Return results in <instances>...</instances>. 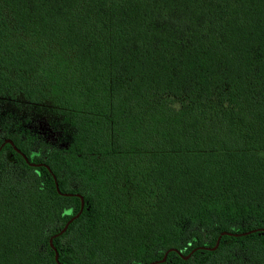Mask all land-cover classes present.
Instances as JSON below:
<instances>
[{
  "label": "trees",
  "instance_id": "obj_1",
  "mask_svg": "<svg viewBox=\"0 0 264 264\" xmlns=\"http://www.w3.org/2000/svg\"><path fill=\"white\" fill-rule=\"evenodd\" d=\"M0 146V264H264V0H0Z\"/></svg>",
  "mask_w": 264,
  "mask_h": 264
},
{
  "label": "water",
  "instance_id": "obj_2",
  "mask_svg": "<svg viewBox=\"0 0 264 264\" xmlns=\"http://www.w3.org/2000/svg\"><path fill=\"white\" fill-rule=\"evenodd\" d=\"M5 142L10 143V144L13 145V143H12V141H11L10 139H6ZM1 146H2V145H1ZM1 146H0V148H1ZM13 147H14V149H16V150L18 151V149H17L15 146H13ZM25 160L27 161L26 158H25ZM54 179H55V178H54ZM55 186H56L57 191L59 192L57 181H55ZM63 195H67V193H63ZM75 195L78 196V197L80 198V207H79L78 212H77L76 214H74L72 217H70V218L65 222V224L63 225V227H62L58 232H56L55 234H53V235L49 238V245L54 249V252H55V259H56V260H57V258H58V252H57V250L53 247V244H52V240H53V238H54V237H57V236L60 235V234H62V233L66 230L68 224H69L72 220H74L75 218H77V217L79 216V214L81 213V211H82V209H83V206H84V199H83V196H81L80 194H75ZM254 231H261V232L264 233V228H257V229H253V230H250V231H247V232H243V233H230V232H227V231H223V232H221V234L217 237L216 242H215V244H214L212 247H204V248H206V249H208V250H213V249H215V248L217 247L218 243H219V239H220L221 235L227 234V235L240 236V235H245V234H248V233H252V232H254ZM166 254H167V252H165V254H164V256H163L162 259H160V260H156V261H152V262H150L149 264H156V263H159V262L164 261V260H165V257H166ZM189 255H190V253H189L188 255L184 256V258H187Z\"/></svg>",
  "mask_w": 264,
  "mask_h": 264
}]
</instances>
